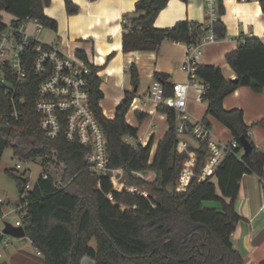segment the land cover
<instances>
[{
  "label": "trees",
  "instance_id": "obj_1",
  "mask_svg": "<svg viewBox=\"0 0 264 264\" xmlns=\"http://www.w3.org/2000/svg\"><path fill=\"white\" fill-rule=\"evenodd\" d=\"M168 1L139 0L135 4L133 15L123 22L125 53L157 51L165 40L188 47L203 42L209 31L206 24L180 21L172 28L155 27ZM64 3L69 15L79 12L72 0ZM49 4L50 0H0V11L12 15L15 23L35 18L43 27L56 29L57 22L44 14ZM260 5L264 13V0ZM223 14L220 2L219 17L212 25L216 39L227 34L220 19ZM4 26L0 20V31ZM77 56L87 60L83 52L78 51ZM226 61L236 74L235 80H227L215 66L200 65L198 69L199 79L208 86L202 121L211 128L208 117L218 120L229 129L238 147L225 156L213 179L194 177L182 192L179 183L185 164L193 155L192 170L198 175L205 166L206 144L199 141L197 149H183L175 112L159 105L157 110L167 115L168 129L152 154L154 138L142 145L138 129L126 121L135 94L126 93L114 119H108L100 107V80L92 78L91 106L108 141L109 167L123 168L126 179L137 184H147L137 174L155 173L156 179L149 183L153 194L148 198L130 190L117 192L111 178L91 174L84 162L86 149L80 145L64 138L48 139L34 111L35 85L29 84L23 118L0 123V163L4 150L11 147L20 159H41L49 175L46 180L40 176L26 191L27 173L16 176L7 171L20 193L16 205L27 203L22 227L34 249L41 253L42 264H85V259L86 264H245L232 240L236 226L244 220L236 211V202L245 175L264 178V152L249 136L253 126L264 130V120L247 126L243 111H227L223 101L240 87L264 93V43L259 38H247L226 55ZM130 75L137 88L139 72L135 65ZM155 80L163 84L165 97L172 95L173 85L166 74L156 73ZM135 115L139 123L147 118L139 111ZM242 138L252 145L248 155L241 153ZM207 201L217 202L218 207L205 206ZM93 239L95 249L90 246Z\"/></svg>",
  "mask_w": 264,
  "mask_h": 264
},
{
  "label": "crops",
  "instance_id": "obj_2",
  "mask_svg": "<svg viewBox=\"0 0 264 264\" xmlns=\"http://www.w3.org/2000/svg\"><path fill=\"white\" fill-rule=\"evenodd\" d=\"M72 1L79 7V12L75 15L67 13L64 0H50V4L44 9V14L57 22V28L51 29L42 26L43 31L38 36L33 34L36 28L35 25L30 24L28 26L29 32L44 43L58 45L68 55L75 56L78 51L83 52L87 60L93 62L97 77L100 80V90L103 93L100 107L104 104L107 105V111L105 110L106 118L114 119L117 107L125 100L126 93H134L135 99L129 111L134 114L137 111L144 113L147 115L145 120L159 124V132L156 131L155 126L153 127L150 124L145 135L141 138L138 136V141L144 146L153 137V149L155 152L158 142L168 129L167 115L160 113L157 110V106L152 102H147L145 95L155 80L156 73L166 74L168 82L172 85L187 81V75L181 70V66L187 59L188 46L183 43L165 40L157 51L125 53L122 47L123 22L126 17L133 15L135 4L139 0ZM220 2L224 7V14L220 16V19L226 26L227 34L225 38L217 39L214 42L207 40L202 42L201 65L215 66L221 69L227 80H235L236 74L227 63L226 55L235 51L240 42L247 38H259L264 43V13L260 0H248L245 2L220 0ZM3 13L0 11V16ZM180 21L206 24L205 1L169 0L165 8L157 16L155 27L159 29L172 28ZM133 65L137 67L139 72V86L136 92L131 83L130 75V68ZM193 93L194 95L191 94V91L189 92L187 101V110L190 114L191 123L201 121L207 110L206 102L201 103L205 104L204 109H198L200 102L196 100L194 90ZM223 107L227 111L242 110L246 125L253 126L264 120V93L258 94L249 87H240L224 99ZM110 109H112L111 115H108ZM208 120L211 124V129L215 127L216 134L222 133L221 125L229 132L232 138L229 129L222 123L211 116L208 117ZM126 121L135 128L128 121L127 115ZM251 129L250 137L252 141L257 148L264 152V130L257 126H253ZM223 135L225 136V134ZM157 136L158 140L156 143L155 138ZM212 137L215 138L213 134ZM184 145L189 146L185 143ZM259 188H261V180L258 176L245 175L240 184L239 203L236 204L238 205L236 211L244 220L236 226L232 240L234 247L242 254L245 264H260L264 259V254L257 257L262 248L264 249V239L260 240L263 229L252 230L250 224L254 222L256 215L250 216L248 214L246 203L251 201V198H246L245 196L246 191L249 190L250 193L251 189L260 190ZM4 203L5 201L3 200ZM262 207H260L259 211H261ZM242 222L250 225L251 230L247 234L241 225Z\"/></svg>",
  "mask_w": 264,
  "mask_h": 264
},
{
  "label": "built area",
  "instance_id": "obj_3",
  "mask_svg": "<svg viewBox=\"0 0 264 264\" xmlns=\"http://www.w3.org/2000/svg\"><path fill=\"white\" fill-rule=\"evenodd\" d=\"M204 1L206 26L209 31L203 41L214 42L217 39L212 25L219 17L220 0ZM30 24L35 25L37 32L42 28L38 19L31 18L17 23L12 21L5 24L0 31V123L18 122L23 118L26 95L30 92L29 84L34 83V111L38 115L39 126L44 135L52 140L64 138L67 142L76 143L86 149L84 162L88 171L98 178H111L115 191L130 190L148 198L145 191L127 184L123 168L109 167L108 141L91 106V80L97 76L93 62L83 60L77 55H68L58 45L38 40L29 32ZM201 45L202 43L188 47L187 59L181 66V70L187 75V81L174 84L172 95L165 97L163 84L157 80L153 81L145 95L147 102L150 101L157 107L164 105L175 112L177 122L179 121V135H188L206 144L205 166L198 175L192 170L194 156L190 154V159L181 173V192L194 177L198 180L213 179L225 156L238 147L234 140L225 143L213 138L211 128L202 120L190 122L187 110L190 90L195 91L196 100L200 103L204 102V95L208 90V86L198 77ZM129 140L130 138L127 143ZM183 149L187 150L185 145ZM241 153L244 154L243 149ZM29 161L33 160L20 159L16 171L30 172L24 169V164L30 163ZM40 176L44 180L49 177L44 168ZM33 184L29 180L26 191ZM261 184L264 186V178L261 179ZM2 204L3 200L0 199V210ZM14 211L18 213L14 226L22 227V221L27 214V203L16 205ZM4 244L8 243L5 241ZM35 253L36 256H41L38 250Z\"/></svg>",
  "mask_w": 264,
  "mask_h": 264
},
{
  "label": "rangeland",
  "instance_id": "obj_4",
  "mask_svg": "<svg viewBox=\"0 0 264 264\" xmlns=\"http://www.w3.org/2000/svg\"><path fill=\"white\" fill-rule=\"evenodd\" d=\"M0 20L3 23L8 24L13 21V16L4 12L3 15L0 16ZM42 31L43 29L41 28V31L37 32V28H35L33 34H37L38 36H40ZM190 91H191V94L194 95L193 89H191ZM204 105L205 104H201V103L198 104V107H199L198 109L200 110L204 109ZM101 108L104 112L103 114L105 115V110L107 111V105L104 104L103 106H101ZM111 110L112 109L108 111V115H111ZM202 117H198V118H202ZM127 119L135 126L136 129H138V136L140 138L145 135L146 130L148 129L150 124L153 127L155 126L156 131L159 132V124L151 123L149 120L142 121L140 124L136 118V115L132 111H129V113L127 114ZM220 127L222 129L221 134H216L215 127L211 129L212 134L215 136L217 140L221 142H225V143L231 142L232 138L230 137L229 132L223 126L220 125ZM223 134H225V136ZM179 139L183 143L192 147L193 149H197L200 145L199 141H197L196 139L188 135H179ZM157 140H158V136L155 138L156 143H157ZM131 142H134V140H131ZM153 153H154V149L152 150V154ZM19 161H20V158L14 155L13 149L11 147H7L4 150L1 163H0V199L5 201V203L1 207V215H0V253L2 254V257L0 258V263L12 264V262H14V264H42L41 258L36 256L32 243L28 238L25 237L22 239H17V238H14L12 236L2 233V231L5 228L6 223L14 226L18 219V213L15 212L14 209L16 207V204L20 200V193L17 189L14 178L10 176L7 173V171L8 170L11 171L16 176L23 173V172L16 171V165L17 163H19ZM24 169L30 170V172L27 173L26 178L29 179L31 183H35L37 178L43 172L42 160L38 159V160L31 161L28 164H24ZM137 175L147 184H137L135 182L129 181L128 179H127V184L131 187H134L137 190L145 191V193L148 195L153 194L149 183H152L156 179V174L153 172H149V173H141ZM259 189L260 190L251 189L250 193H249V190L246 191L245 193L246 198L248 197L251 198L250 199L251 201L246 203V208H247L246 210L248 211V214H250V216L256 215L254 222H252V224L250 225L253 231L258 228L263 229L261 237H260V240H263L264 239V210L262 207L264 206V186L263 184H261V188ZM238 203H239V200H237L236 204ZM205 206L218 207V203L215 201H207L205 202ZM237 206L238 205H236V207ZM260 207H262L261 211H259ZM125 208L126 207H122V209H125ZM241 225L246 234L250 232L251 229H250L249 224L242 222ZM5 241L8 242L7 245L4 244ZM90 246L93 249L96 248V241L94 239L90 242ZM262 254H264L263 248L257 257L261 256Z\"/></svg>",
  "mask_w": 264,
  "mask_h": 264
},
{
  "label": "water",
  "instance_id": "obj_5",
  "mask_svg": "<svg viewBox=\"0 0 264 264\" xmlns=\"http://www.w3.org/2000/svg\"><path fill=\"white\" fill-rule=\"evenodd\" d=\"M136 91H137V88H135V92ZM241 146H242V149L244 150L245 155H248L252 151V145L249 142V140L246 138L241 139ZM123 210H125V209H123ZM2 233L9 235V236H12V237L17 238V239H22V238L26 237V233H25V230L23 227H15V226H12V225L7 224V223L5 224V228L2 231ZM83 263L86 264V259L83 261Z\"/></svg>",
  "mask_w": 264,
  "mask_h": 264
}]
</instances>
